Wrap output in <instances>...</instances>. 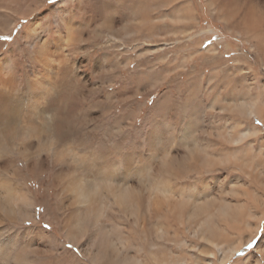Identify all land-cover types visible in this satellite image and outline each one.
Wrapping results in <instances>:
<instances>
[{"label": "bare ground", "instance_id": "6f19581e", "mask_svg": "<svg viewBox=\"0 0 264 264\" xmlns=\"http://www.w3.org/2000/svg\"><path fill=\"white\" fill-rule=\"evenodd\" d=\"M47 1L0 0V38H6L0 39V264H186V258L172 259L160 242L197 252L192 264L233 262L243 240H232L230 229L241 235L244 227L245 249L264 219V200L252 211L227 202L228 195L243 193L230 189L216 197L215 180L207 175L220 167L238 169L264 193L263 149L247 156L243 148L247 138L264 147V135L254 127L244 131L251 117L264 122V82L255 92L246 87L226 94L217 110L238 119L242 129L210 130L207 147L196 137L202 118L193 95L177 108L179 125L167 117L165 102L156 100L141 132L144 153L110 142L107 131L100 145H90L81 134L93 132L97 118L102 123L151 92H136L132 54L137 48L138 57L159 53L164 44L137 46L132 38L149 24L151 10L167 1ZM245 5L243 20L229 7L219 13L236 36L244 31L264 69V10L256 0ZM188 7L173 11L176 24L196 25ZM180 34L191 39L188 27ZM199 53L214 57L215 47ZM140 73L139 82L148 76ZM90 95L97 96L96 104ZM144 108L142 103L134 114L119 115L108 132H129ZM84 117L88 131L81 127ZM237 179L229 184L241 188ZM132 238L134 248L127 244ZM244 264H264V237L244 255Z\"/></svg>", "mask_w": 264, "mask_h": 264}, {"label": "rangeland", "instance_id": "374dc122", "mask_svg": "<svg viewBox=\"0 0 264 264\" xmlns=\"http://www.w3.org/2000/svg\"><path fill=\"white\" fill-rule=\"evenodd\" d=\"M58 1L60 0H48L46 2V5L53 6ZM166 1L167 2L165 8H153L151 10L148 15L150 19L149 24L142 27V29L140 30H135L137 35H134L132 38V41H134V44H136L137 46H139V44H143L144 42L150 45L164 44L163 50L159 53L151 51L147 56L138 57V52L140 49L137 48V50H135L134 55L132 54V56L136 57L135 63L134 65H132V68L136 67V73L134 78L137 79V81L133 83V86L136 87V92L141 93L145 90V88H150L151 92H149V95L146 96H141L139 94L138 97L135 98L134 105L131 108L122 107L118 109L117 112L114 113V115L106 116V121H103L102 123L100 122L99 118H97L96 121H98V123L95 121V129L93 132L88 131L87 119H85L84 117L83 125L81 127L82 129H84V131H88L89 135L86 132H83L81 136L84 134L89 136V139L91 140L90 145H100L103 141V136L104 134H106L107 131L106 135L110 142L115 141L119 144H122V146H127L128 149L133 148L134 151H140L141 153H144V135H141V132H144L146 129L145 122L146 120H148V117L151 114V108L156 102V100L160 99V101L165 102L166 107H168L169 109L167 117L170 120L173 119V122L179 125L181 124V122L177 108L183 103V101L189 98L190 95H193V104L199 108V112L202 118L200 121V129H198V132L196 133V137L200 145L206 147L208 146L207 133L210 130L224 128L225 131H231L234 134L240 129H242L241 127L239 128V126H237L238 119L225 112H221V110L218 111L217 108L223 106L221 105V101H223L222 99H224V97L226 96V94L229 93V91L244 93L246 87H249L252 90L251 92H255L257 86L259 87L264 82V69H262L263 67H261V63L257 62V60L260 61V59L257 58V56L256 59H254L255 56L250 52L248 44L245 43L244 31H239L241 33L240 37L236 36L234 34V31L230 30L228 28V25H225L226 23H224L222 16L220 15L221 13H219V11H221V9H224L223 7H229L230 11L233 10L231 11V13L234 12L235 16L237 15L236 17H238L239 19L241 18L240 20H243L242 18L245 12V4L248 0ZM208 1H211L213 3V7L215 8V10H217L216 12L212 13L210 11L207 4ZM256 1L258 5L260 4V9L264 10V0ZM185 4L189 5L188 10L190 11V15L192 16L194 21H196V25L193 24L188 26V24L186 23L176 24L177 22L173 20V11L177 9V7H180ZM236 5L239 6L240 11L242 9V13L240 11L237 12L238 9L236 10L235 8ZM239 13H241V16H239ZM165 15L166 17L168 16L167 19H164L166 18L164 17ZM118 24V26H121V20H119ZM187 27L189 29L188 37L191 38L190 40L182 39V35L180 34V32L186 30ZM164 28L167 29L165 30ZM207 31L212 32L207 33ZM198 32H200L201 34ZM203 32L207 34H203ZM139 35L141 37L143 36L142 39ZM124 41H122V43L127 46V44H129L128 40ZM210 46L215 47L214 57L204 56L199 53L205 51ZM141 70L147 71L148 76H143L144 79H141V81L139 82L138 79L140 78V72H142ZM216 74H218L219 76ZM125 78L127 77L124 76L119 79L118 83L120 84L122 79L124 80ZM126 81L127 80L125 79L120 85L123 87L124 82ZM188 86L190 90L189 93L186 91V87ZM106 93L107 92H104L105 96H103V99H101L105 111L109 108L108 102L107 104L103 103L107 96ZM93 98L94 104H96L97 102H95V98H97V96L92 97L90 95V99ZM212 100L214 103H212ZM142 103L145 104V108L143 109L139 118L136 120V124L129 132L123 133L121 131L119 132V134H113L108 132L116 121L115 119H118L119 115L134 114L138 111V108ZM211 106H215V109L211 108ZM87 107L89 108L90 105L88 104ZM100 124L103 125V127H100ZM252 127H254L257 131L260 132L258 134L259 136L264 135V122L261 118L259 120H256L254 117H251L247 121H244V131L245 129H249ZM113 131H115L114 128ZM98 134H101V136H98ZM257 140L258 139L255 140L254 138H247L244 141V154L246 153V155L249 156L250 153H257L256 149L258 147H261V149H263L262 158H264V147L263 145H261V143L263 142L259 143V140L258 142ZM238 172V169H236V171H231V168L225 170L221 169L220 167L215 168L211 175H207L208 177H210L212 182L213 180H215L213 185V195L218 197L220 195H223V192H228V190L230 189H233L236 193H243V196L241 197H237L234 193L233 195L230 194L228 195L229 197L227 196L225 198L227 202L238 205L241 204L244 206L245 209H249L252 211L253 209L257 208L256 204L258 201L264 200V193L261 188H257L252 179L247 178L243 174L240 175ZM236 179L241 181V188H239L238 185L235 183L233 184V186L232 184H229L231 180L233 183ZM254 212L259 215L261 213V210H254ZM113 220L116 225V228L121 229L122 232L126 235L127 232L123 229V227L120 228V226L122 225L116 222L115 219ZM230 230V233L232 234V240H234V238L238 239L241 237L243 243L241 250L234 255L232 260L233 262H230L229 264H244V255L253 251L255 245L261 240L262 237H264V219L259 225V228H256V234L253 236V239H251V241L247 243L245 249L244 227L243 233L241 235L235 233L232 229ZM181 239L183 240L184 237L182 236ZM136 243V240L132 238L128 241L127 244L134 248L135 246H137ZM160 243L165 253L171 256L172 259L173 257L176 260H185L186 258V264H192V258L198 257L197 252H194L193 255H189L185 252V250H177L175 246L172 247L167 242ZM244 250L247 251L245 254ZM139 257L141 258L143 256L139 255ZM71 262L73 264L76 261L71 260Z\"/></svg>", "mask_w": 264, "mask_h": 264}, {"label": "snow or ice", "instance_id": "6c2138e0", "mask_svg": "<svg viewBox=\"0 0 264 264\" xmlns=\"http://www.w3.org/2000/svg\"><path fill=\"white\" fill-rule=\"evenodd\" d=\"M0 39H6V38H0ZM249 247H250V245H249Z\"/></svg>", "mask_w": 264, "mask_h": 264}]
</instances>
